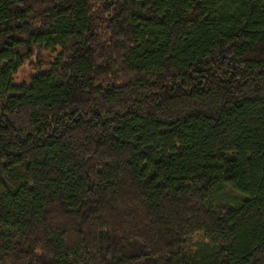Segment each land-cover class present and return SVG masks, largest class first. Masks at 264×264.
Listing matches in <instances>:
<instances>
[{
  "label": "trees",
  "instance_id": "16d2710c",
  "mask_svg": "<svg viewBox=\"0 0 264 264\" xmlns=\"http://www.w3.org/2000/svg\"><path fill=\"white\" fill-rule=\"evenodd\" d=\"M0 264H264V0H0Z\"/></svg>",
  "mask_w": 264,
  "mask_h": 264
}]
</instances>
